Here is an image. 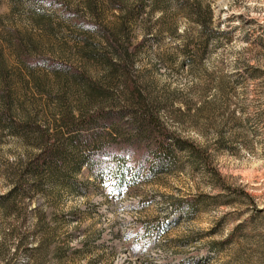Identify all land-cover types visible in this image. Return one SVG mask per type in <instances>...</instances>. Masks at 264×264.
<instances>
[{"label":"rangeland","instance_id":"rangeland-1","mask_svg":"<svg viewBox=\"0 0 264 264\" xmlns=\"http://www.w3.org/2000/svg\"><path fill=\"white\" fill-rule=\"evenodd\" d=\"M16 181L0 264H264V0H0Z\"/></svg>","mask_w":264,"mask_h":264},{"label":"trees","instance_id":"trees-1","mask_svg":"<svg viewBox=\"0 0 264 264\" xmlns=\"http://www.w3.org/2000/svg\"><path fill=\"white\" fill-rule=\"evenodd\" d=\"M135 96H138V94L136 93ZM116 113L117 111L110 112L111 115ZM137 125L138 127L135 135L140 138L145 137L146 140L154 145V149L150 153L151 157L154 160L158 159L160 161L166 157L168 158L170 155L169 151H171V141H169L170 136L165 129L160 126L158 118L152 114L149 115L144 112L141 118L138 119ZM110 130L111 132L106 133L108 138H111L112 130L116 132L115 126L111 125ZM95 135H99V132L91 133L89 136L95 137ZM53 150L52 147L48 148L37 157V164L33 166L31 172L32 176L39 177L43 169H51L53 164ZM26 174L29 176L28 167ZM22 184V181H16L8 192L0 195V208L3 212H8L12 209L16 196L24 191Z\"/></svg>","mask_w":264,"mask_h":264}]
</instances>
